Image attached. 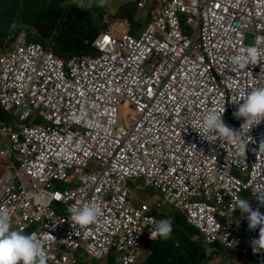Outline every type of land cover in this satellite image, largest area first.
I'll return each instance as SVG.
<instances>
[{"label": "clouds", "instance_id": "1", "mask_svg": "<svg viewBox=\"0 0 264 264\" xmlns=\"http://www.w3.org/2000/svg\"><path fill=\"white\" fill-rule=\"evenodd\" d=\"M0 1L5 6L10 2ZM39 1L44 3L45 0ZM62 2L49 4L44 11L36 14L31 10L36 0H21V14L29 21H44L50 16L58 21ZM149 4L150 0L138 1L139 9H145ZM131 7L135 11L128 15L126 10ZM136 12V2H132L121 9L125 20L109 25L102 23L101 19L102 30L92 43V50L69 53L57 50L67 59L49 51L41 42L30 39L42 44L48 51L46 53L60 60L68 77L71 76L69 64L73 60L85 64L92 83L108 97L107 113L102 115L101 122L96 121L100 123L96 128L69 118L66 119V125L78 131L86 140L96 135L101 138L106 135L112 139L109 148L113 150L118 149L117 140L127 126L135 144L146 141L150 148L164 147L173 159H181L191 165L194 173L201 174L214 188L227 189L240 175V167L250 166L254 158L252 140L264 141V81L259 69L262 61L260 50H264V0H164L142 30L131 27ZM17 27V23L12 22L6 33L1 32V37H10ZM55 28L58 30L54 36L60 30L59 22L53 30ZM15 45L6 54L0 55V61L1 57L16 50ZM219 60L224 65L217 85L224 95H215L213 92L209 106L197 113L193 122L182 132V125L188 119L184 117L189 110L206 103L203 89L208 72ZM249 67L255 70L258 85L249 88L241 98L230 100L231 93L222 80L229 74L242 75ZM172 98L177 102L174 108L170 105ZM111 105L117 109L116 112L110 113ZM4 114L8 119L9 116ZM155 121L165 122L174 129L167 133L163 128H155ZM32 122L41 123L37 120ZM32 122L27 124L33 125ZM42 123L46 121L42 120ZM173 138L176 155L169 148ZM11 148L12 145L0 148V156L9 160L11 157L17 158L24 178L37 185L33 190H18L12 181L11 169L0 181L4 188L0 193V264H46L44 247L56 252L55 245L63 238L72 253L88 250L92 256L102 257L112 248L123 254L122 264H144L153 254L149 241L175 240L176 245H180L177 217L196 229L193 239L204 243L207 251L221 248L226 252L231 249L236 264H264V198L262 204L253 205V208L248 199L238 197L233 202V210H239L243 219L236 234V242H208L186 209L178 206L161 188L149 184L142 174L133 180L143 181L147 187L159 192L162 201L172 211L147 215V206L137 208L134 205L129 186L131 180L126 181L127 201L140 215L129 231L125 221L122 225L118 223L122 218H115L110 225L106 215H100L96 207L100 200L96 193L92 194L88 203L57 198L56 192L67 191L57 187L63 186V182L55 179L37 183L24 171L21 153ZM120 176L116 173L112 179L117 181ZM9 186H13L14 190L9 189ZM15 192L19 195V201L10 198ZM58 203L67 204L69 214L59 215L47 223L44 240L11 227L9 209L16 205H19L18 211L28 217V212L35 207L39 210L45 207L54 213V206ZM108 203L112 204L110 198ZM92 226L95 230L101 229L104 234H114L106 240L110 245L109 251L100 248L94 238H88ZM71 264L80 263L71 257Z\"/></svg>", "mask_w": 264, "mask_h": 264}, {"label": "built area", "instance_id": "2", "mask_svg": "<svg viewBox=\"0 0 264 264\" xmlns=\"http://www.w3.org/2000/svg\"><path fill=\"white\" fill-rule=\"evenodd\" d=\"M14 49L0 61V104L9 116L7 120L0 118V130L8 131L1 137L8 136L11 150L21 153L22 167L28 176L37 183L61 180L67 191L56 192L57 198L88 203L96 193L100 200L96 204L100 215H106L110 225L115 218H122L118 223L122 225L125 221V227L131 231L140 215L127 201L125 184L143 174L149 184L161 188L178 206L186 209L208 242L219 240L229 244L238 240L236 234L243 219L239 210H233V202L239 197L253 198L255 207L262 204L264 141L252 140L254 158L250 166L240 167V175L227 189L214 188L201 174L194 173L191 165L181 159H173L164 147L150 148L146 141L135 144L127 126L117 140V150L109 148L112 139L106 135L92 137L98 139L94 149L100 150L98 157L90 163L89 140L67 126L66 119H78L96 128L100 125L96 121L101 122L102 115L107 113L108 97L92 83L85 64L73 60L69 64L71 76L68 77L60 60L46 53L48 51L42 44L30 41L24 34L18 37ZM222 83L231 93L230 100L239 99L249 88L258 85V77L253 67H249L242 75L225 76ZM214 94L224 95L217 84ZM110 107V113L117 111L113 105ZM12 114L18 117L17 125L10 121ZM34 120L41 123L27 124ZM153 126L163 128L167 133L174 129L161 121H155ZM155 155L160 159V168L153 173L149 166L156 161ZM167 164L176 169L168 168ZM88 169H91L89 173ZM116 173L121 176L114 181L112 176ZM8 188L14 190L13 186ZM245 215L247 217L248 214ZM109 233L104 234L92 226L88 238H94L100 248L109 251L110 245L106 240L114 235ZM44 253L46 264H59L56 252L44 247Z\"/></svg>", "mask_w": 264, "mask_h": 264}, {"label": "rangeland", "instance_id": "3", "mask_svg": "<svg viewBox=\"0 0 264 264\" xmlns=\"http://www.w3.org/2000/svg\"><path fill=\"white\" fill-rule=\"evenodd\" d=\"M20 1L21 0H16V6L20 5ZM61 1L62 0H45L43 3V1L41 2L39 0H36V4L32 7L31 10L32 12L38 14L41 11H44L45 8L48 7L49 4H53V3L61 2ZM63 1L64 2H62L59 6V8L61 9V13L65 9L66 11H68L71 7H77L81 9L83 13H90L93 17L99 18V16L102 15V19H103L102 23H107L109 25H112L114 22L118 20H125L126 18L122 17L121 9L129 3L136 2L137 12H136L134 21L131 23V27L142 30L146 26L147 22L150 20V16L152 15V13L157 11L160 8L161 3L164 0H150L149 6L145 9H139V6H138V1H143V0H103V3H101V0H68V1L63 0ZM249 1L250 0H248V2ZM95 8L97 9L96 11L93 10ZM66 11H65V14H66ZM73 21L75 23L80 22L79 20L75 18L73 19ZM57 30L58 29L55 28L53 30V34H55ZM20 33H25L27 39L30 40L31 36L35 35L37 31L34 27L23 28V29H19V32H15L13 35H11L10 37L6 39L0 36V54H3L6 51H9L15 45ZM46 42H47V45H45V47L52 50L57 56H59L56 53L54 41L52 39H47ZM260 51L262 54L261 55L262 61L259 64L260 66L259 69H260L261 78L264 81V50L263 51L260 50ZM59 57L62 59H65L62 56H59ZM223 65H224V62L222 60H219L218 67L216 69L215 68L209 69L207 83H205V86L203 89L204 91L203 93L206 96V103H204L202 107H195L189 110V117L186 120V122L182 125V128H181L182 132L185 130L188 124L193 122L197 113L201 112L202 109H205L209 106V103L211 100V94L216 90V84L221 76V69ZM176 103L177 102L172 98L170 101V105L174 108L176 107ZM7 110L10 111V106L8 105H7ZM182 132L178 136H180ZM6 133H8V131L1 129L0 137ZM174 141H175V138L171 140L169 148L173 150V152L171 153L173 155H176L177 150L173 148ZM97 142H98L97 138H91L88 142L89 144L88 151L91 152L90 163H92V161L95 158H97L99 155L100 149H94V147L96 146L95 144ZM155 160L156 161L152 165L149 166V170L153 173L157 172L160 168V159H158V155H155ZM5 165L6 164H1L0 169L5 167ZM90 171L91 169H88L87 172L89 173ZM36 185L37 184H31L29 186V189L33 190ZM130 188L132 190V197L134 195L133 201L136 204H141L142 202H151L155 195H160L159 192L155 191L152 188H149V187L142 188L140 186L139 180L135 183L130 182ZM10 198L13 201H19V195L16 192ZM24 202L30 204V202L28 201H24ZM9 210L11 212L12 220H16V221L21 220L22 216L18 214L19 205H16L15 207ZM25 221L30 222L32 226H34L37 229H40L43 227L47 228L46 223L42 219H37V220L26 219ZM209 254L213 255V258L209 259L208 261H202L201 264H236L234 260V253L231 249L226 250V252H224V250L221 248L209 249ZM156 263L157 264H171L169 262L160 261V260H157Z\"/></svg>", "mask_w": 264, "mask_h": 264}, {"label": "trees", "instance_id": "4", "mask_svg": "<svg viewBox=\"0 0 264 264\" xmlns=\"http://www.w3.org/2000/svg\"><path fill=\"white\" fill-rule=\"evenodd\" d=\"M68 1V0H65ZM56 2L55 4H57ZM0 36L2 30H8L12 22H16L19 29L34 27L37 33L31 36V40L41 42L44 46L47 45L46 40L52 39L55 43V50L59 56L60 53H69L72 51L81 52L83 50H92V43L96 39L99 32L102 30L100 21L102 15L93 17L90 13H83L77 7H71L58 14L57 19L52 16L46 17L44 21H29L21 14V5L16 6V0H10L9 4L0 1ZM96 11L97 9H93ZM66 11V14H65ZM134 8L126 10L128 15L134 13ZM80 22L75 23L73 19ZM59 22L60 30L57 35L53 34V27ZM59 49V52L57 51ZM49 51H52L49 49ZM67 59V57L62 56ZM0 118L7 119V116L0 105ZM196 229L188 225L180 217H177V238L180 245H176L175 240H159L149 241L148 245L153 250V254L144 264H157L156 261H165L171 264H201L202 261H208L213 258L209 254L207 247L198 239H193Z\"/></svg>", "mask_w": 264, "mask_h": 264}, {"label": "crops", "instance_id": "5", "mask_svg": "<svg viewBox=\"0 0 264 264\" xmlns=\"http://www.w3.org/2000/svg\"><path fill=\"white\" fill-rule=\"evenodd\" d=\"M1 31V30H0ZM2 32H7V30H2ZM10 51V50H9ZM6 51L3 54H6ZM2 55V54H0ZM11 122L15 125L18 124V117L14 114L11 115ZM33 125L38 124L37 122H32ZM11 144V139L8 136H3L0 138V148H6ZM1 164H6L5 167L0 169V181L8 174L9 170L13 171L12 181L14 182L16 188L18 190H26L29 191V186L32 184L31 182L27 181L23 174L19 170V162L17 158L11 157V159H6L0 156V167ZM130 182H136L131 180ZM129 182V186H130ZM140 186L142 188L147 187L143 181H140ZM60 190L66 188L64 185L57 186ZM4 191L3 186L0 184V193ZM134 197V195H133ZM132 197V200H133ZM249 200L250 206L253 205V198H247ZM134 205L137 208H142L144 206L148 207L147 215H158V214H165L168 211H172L169 206L162 201L160 195H155L151 202H142L141 204H136L133 201ZM67 204L58 203L54 206V213H51L45 207H42V210H39L38 207L33 208L28 212V217H26L23 212H19L18 214L22 216L20 221L12 220L11 227L13 229L23 230L26 234H35L41 240H44L46 237L47 228L43 227L40 229L35 228L32 226L30 222H26V219H42L46 225L48 222L55 220V218L62 214H69ZM56 258L58 259L59 264H71V257H74L76 260L79 261L80 264H122L123 263V254L118 250L112 249L109 253L103 255L102 257H95L88 250H79L77 252H71L66 246V240L63 238L59 241L56 245Z\"/></svg>", "mask_w": 264, "mask_h": 264}, {"label": "bare ground", "instance_id": "6", "mask_svg": "<svg viewBox=\"0 0 264 264\" xmlns=\"http://www.w3.org/2000/svg\"><path fill=\"white\" fill-rule=\"evenodd\" d=\"M217 67H218V62H216V63L213 65L212 68H215V69H216ZM177 87H178V86H177ZM174 114H175V112H174ZM188 116H189V113L186 114V116L184 117V119H187ZM167 166H168V168H170V169H176V168L173 167L171 164H167Z\"/></svg>", "mask_w": 264, "mask_h": 264}, {"label": "flooded vegetation", "instance_id": "7", "mask_svg": "<svg viewBox=\"0 0 264 264\" xmlns=\"http://www.w3.org/2000/svg\"><path fill=\"white\" fill-rule=\"evenodd\" d=\"M256 259V258H255ZM256 260H258V259H256Z\"/></svg>", "mask_w": 264, "mask_h": 264}]
</instances>
